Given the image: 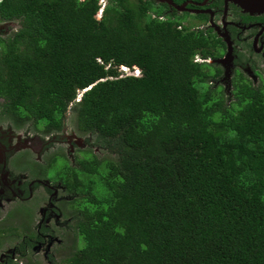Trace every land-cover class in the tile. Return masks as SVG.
Here are the masks:
<instances>
[{
	"label": "trees",
	"instance_id": "obj_1",
	"mask_svg": "<svg viewBox=\"0 0 264 264\" xmlns=\"http://www.w3.org/2000/svg\"><path fill=\"white\" fill-rule=\"evenodd\" d=\"M100 7L0 0L19 23L0 34L2 110L105 152L56 156L75 230L61 264H264V92L236 79L226 104L221 69L194 61L212 41L167 3Z\"/></svg>",
	"mask_w": 264,
	"mask_h": 264
},
{
	"label": "flooded vegetation",
	"instance_id": "obj_2",
	"mask_svg": "<svg viewBox=\"0 0 264 264\" xmlns=\"http://www.w3.org/2000/svg\"><path fill=\"white\" fill-rule=\"evenodd\" d=\"M172 1L177 5H184V8L178 10L167 3L165 13L174 12L181 16L185 13L184 17L192 19V23H186L185 19L183 23L189 24L196 31L201 30V35L212 41L210 46H205L210 49L211 54L204 57L197 52L198 57L194 59L213 63L221 69L218 76L208 78L211 87L222 86V91L226 92L225 86L223 87V64L211 61H232L227 93H232L236 79L264 92V0H247V6H241L238 0ZM2 109L0 107V209L13 203V212L19 213L23 221L31 220L22 226L26 230L24 234L13 232L15 226L8 225L0 229V235L11 231L14 235H21V243L25 246L35 248L37 243L47 240V235H61L58 230L60 226H64V222L72 220L70 229H73L72 207L68 202L71 196L59 180V161L56 156L65 158L67 164L75 165L82 150L91 148L92 145L84 135L85 146L79 147L76 143L80 134L76 133V129L75 136H72L75 133L71 129L70 133L57 134L55 137L53 133L63 131L68 122L59 131L43 135L30 125L15 123ZM63 142L66 144L63 145ZM35 211L41 213V217L33 227L29 224ZM5 221L6 224L11 223V220ZM16 253L19 255L18 251ZM7 256L19 261L8 254L0 262H4Z\"/></svg>",
	"mask_w": 264,
	"mask_h": 264
},
{
	"label": "rangeland",
	"instance_id": "obj_3",
	"mask_svg": "<svg viewBox=\"0 0 264 264\" xmlns=\"http://www.w3.org/2000/svg\"><path fill=\"white\" fill-rule=\"evenodd\" d=\"M99 1L101 2V7L106 2V0H99ZM192 17L194 18V16ZM184 19L186 20V23L192 21V19L189 20L186 19L185 17ZM18 27H19V23L15 20L5 21L0 19V34H2L3 36L11 35L15 30L18 29ZM121 69L125 71L126 74H133L134 72L133 69L131 70L123 66H121ZM223 80H224L223 87L225 86L224 89L226 91L224 93L226 95L225 103L228 104L233 99L232 93L231 92L227 93V91L229 90L230 74L227 77L226 76L223 77ZM218 82L220 83V81ZM69 114L70 112L67 113L68 116ZM71 129L73 130L74 133L76 132L73 123L69 122L67 128H64L63 131H61L60 133L54 132L53 134L55 137L57 136V134L59 135H64L65 133L68 134L70 133ZM76 133L75 134L72 133V136H75ZM83 136H84L83 134H80V136L77 137L76 144H78V146L81 148L85 146V141ZM49 144L52 145L55 143H49ZM65 144L66 143L63 142V145ZM91 148L93 149L94 152H96L99 155L105 154L103 150L100 151L98 146H91ZM50 174H52V171H50ZM12 204L13 203L6 205L5 209H0V229H3L8 225L15 226L13 228L14 229L13 232H17V233L21 232L22 234H24L26 230L22 226L24 225V223L29 222L31 219H27L26 221H23L19 213L13 212V208L11 207ZM40 217H41V213L35 211V214L32 218V222L29 225L33 227L36 226V223L37 221L40 220ZM46 218L48 219L47 216ZM5 219L11 220V223L6 224ZM71 224H72V220L64 222V226H60L58 230V232L61 233V235L59 234H57V236H53L52 234H50L49 236L47 235V240H45L43 243H37L35 248H32L31 246H25L24 244H22L21 243L22 237L19 234L14 235V233L11 231H9L8 233H2L0 235V259H3L5 255L11 254L15 256L23 264H61L62 259L67 257L75 248L73 242L74 231L73 229H70ZM8 229L11 230L12 228H8ZM65 232H67L66 235L62 234ZM4 234L6 235L4 236ZM18 246L21 249L20 256L16 253L17 250H15V248Z\"/></svg>",
	"mask_w": 264,
	"mask_h": 264
},
{
	"label": "water",
	"instance_id": "obj_4",
	"mask_svg": "<svg viewBox=\"0 0 264 264\" xmlns=\"http://www.w3.org/2000/svg\"><path fill=\"white\" fill-rule=\"evenodd\" d=\"M157 2H160V3H168L170 4L171 6L173 5L174 7H176L178 10H181L184 8V5H177L175 4L172 0H155ZM238 4H240L241 6H247L248 2L247 0H238ZM211 62H219V63H222L223 64V67H224V74L225 76H229V74L231 73V67H232V61H211Z\"/></svg>",
	"mask_w": 264,
	"mask_h": 264
},
{
	"label": "clouds",
	"instance_id": "obj_5",
	"mask_svg": "<svg viewBox=\"0 0 264 264\" xmlns=\"http://www.w3.org/2000/svg\"><path fill=\"white\" fill-rule=\"evenodd\" d=\"M102 12V7H100V9H99V14ZM98 14V15H99ZM198 57V55L196 54L195 56H194V59H196ZM124 67V66H123ZM125 68H127V67H125ZM135 68H133V70H134ZM136 69H138V68H136ZM139 70V69H138ZM133 74L134 75H140V70H139V73L138 74H136L135 73V71L133 72ZM0 100H2V98H0Z\"/></svg>",
	"mask_w": 264,
	"mask_h": 264
},
{
	"label": "built area",
	"instance_id": "obj_6",
	"mask_svg": "<svg viewBox=\"0 0 264 264\" xmlns=\"http://www.w3.org/2000/svg\"><path fill=\"white\" fill-rule=\"evenodd\" d=\"M135 73L138 74L139 73V70L138 69H134Z\"/></svg>",
	"mask_w": 264,
	"mask_h": 264
}]
</instances>
